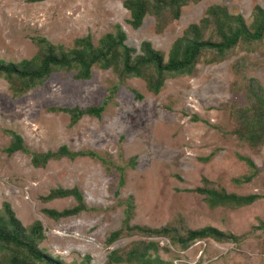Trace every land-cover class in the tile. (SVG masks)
I'll use <instances>...</instances> for the list:
<instances>
[{
    "label": "rangeland",
    "instance_id": "1",
    "mask_svg": "<svg viewBox=\"0 0 264 264\" xmlns=\"http://www.w3.org/2000/svg\"><path fill=\"white\" fill-rule=\"evenodd\" d=\"M254 4L264 10V0H198L180 7L176 20L164 17L159 26L145 14L134 30L118 0H0V61L29 58L38 38L68 49L86 34L94 45L116 27L125 46L137 51L147 41L164 60L172 42L197 23L207 6H223L248 24ZM89 69L84 80L73 71L52 70L19 95L0 79V206L6 202L21 226L37 220L42 232L38 247L65 263L88 254L89 263L104 264L110 251L149 239L156 241L159 256L173 264H264V230L257 227L264 221V140L251 149L232 134L235 110L251 99L260 102L264 114V38L239 42L222 55L201 51L189 74L166 76L157 93L148 91L142 79L118 82L111 69ZM102 102L98 117L84 115L72 125L59 111ZM9 132L19 136L28 154H5ZM59 147L95 156L30 163L31 153H55ZM239 158L248 159L255 170ZM205 183L258 197L248 205L208 207L202 193L193 191ZM72 187L84 208L52 220L43 208L61 211L75 201L43 197L49 189ZM127 202L128 225H169L179 232L212 225L238 240L203 237L178 249L163 235L133 230L107 242Z\"/></svg>",
    "mask_w": 264,
    "mask_h": 264
},
{
    "label": "trees",
    "instance_id": "2",
    "mask_svg": "<svg viewBox=\"0 0 264 264\" xmlns=\"http://www.w3.org/2000/svg\"><path fill=\"white\" fill-rule=\"evenodd\" d=\"M38 1V0H35ZM114 1V0H113ZM120 7L128 13L127 24L131 29L140 26L142 17L149 14L154 17L155 24L160 25L164 17L176 20L178 10L187 3L198 0H118ZM250 21L245 24L240 15L229 14L220 5H209L203 10L197 23L185 27L179 38L170 45L165 59H161V52L152 48L147 41H141L136 51L124 45V34L116 27L114 33L105 32L98 37L93 45L86 34L82 38L74 39L71 48L62 49L55 47L43 38L35 40L37 51L29 58L16 63L0 61V79L9 83L14 95L24 93L28 88L41 81L52 71H73L76 79H87L89 68L96 66L99 69H111L116 74L118 82L127 78H138L144 81L145 87L152 93H157L166 76L189 74L190 68L203 50H212L218 55L229 51L239 42L251 44L264 38V10L257 5L250 8ZM16 80L19 87L12 85ZM261 89V88H259ZM104 102L96 106H88L84 110L70 109L59 110L67 114L68 125L74 124L81 116L98 117L103 110ZM264 114L260 102L251 99L249 103L235 110L234 129L232 134L238 141L243 142L251 149H255L264 140ZM10 141L4 149L6 155L15 152L28 154L22 146L18 135L9 132ZM85 155L95 156L91 152L69 153L64 147H59L55 153H31L29 161L32 166L43 165L48 159L65 157L74 159ZM253 171L254 166L248 159L239 158ZM118 185L122 182L117 178ZM202 193L208 207L216 204L238 207L248 205L258 195H235L226 193L221 187L198 185L193 189ZM71 196L75 205L71 208L56 211L43 208V212L52 220L60 217L71 216L84 208L81 195L74 187L69 189H49L44 199ZM131 204L127 202L124 216L119 227L110 231L106 241L115 240L121 233L136 231L145 235H163L178 249H185L187 245L198 238H211L219 242H234L238 239L228 233L222 232L212 225H203L196 229H183L181 232L169 225L156 228L146 226L128 225L131 217ZM264 230V221L257 224ZM42 232L37 220L27 226H21L14 216L9 205L5 202L0 206V264H91L89 256L85 254L77 263H65L52 257L49 252L38 247ZM133 263V264H173L170 260L162 259L156 252V241L140 240L128 249L117 252L110 251L104 264Z\"/></svg>",
    "mask_w": 264,
    "mask_h": 264
}]
</instances>
